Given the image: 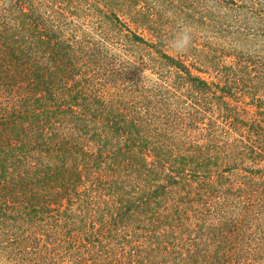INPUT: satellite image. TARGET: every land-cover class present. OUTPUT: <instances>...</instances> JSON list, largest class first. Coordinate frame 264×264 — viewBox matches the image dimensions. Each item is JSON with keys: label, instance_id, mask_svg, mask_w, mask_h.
Listing matches in <instances>:
<instances>
[{"label": "trees", "instance_id": "trees-1", "mask_svg": "<svg viewBox=\"0 0 264 264\" xmlns=\"http://www.w3.org/2000/svg\"><path fill=\"white\" fill-rule=\"evenodd\" d=\"M0 264H264V0H0Z\"/></svg>", "mask_w": 264, "mask_h": 264}, {"label": "clouds", "instance_id": "clouds-1", "mask_svg": "<svg viewBox=\"0 0 264 264\" xmlns=\"http://www.w3.org/2000/svg\"><path fill=\"white\" fill-rule=\"evenodd\" d=\"M193 38L194 33L191 25L181 22L165 43L175 54L182 55L189 51Z\"/></svg>", "mask_w": 264, "mask_h": 264}, {"label": "rangeland", "instance_id": "rangeland-1", "mask_svg": "<svg viewBox=\"0 0 264 264\" xmlns=\"http://www.w3.org/2000/svg\"><path fill=\"white\" fill-rule=\"evenodd\" d=\"M203 31L202 30H199L198 28H195L194 30H193V33H194V35H196V36H199V37H205V35L202 33ZM201 37V38H202Z\"/></svg>", "mask_w": 264, "mask_h": 264}]
</instances>
